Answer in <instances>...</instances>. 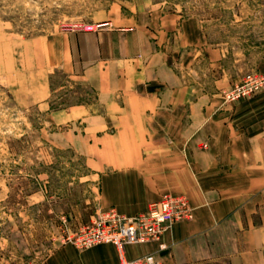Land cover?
Returning a JSON list of instances; mask_svg holds the SVG:
<instances>
[{
	"label": "crops",
	"instance_id": "0c3cea01",
	"mask_svg": "<svg viewBox=\"0 0 264 264\" xmlns=\"http://www.w3.org/2000/svg\"><path fill=\"white\" fill-rule=\"evenodd\" d=\"M151 7L119 17L124 27L55 40L51 66L38 46L39 102L49 103L46 75L57 70L95 93L90 107L51 116L69 126L60 144L75 139L96 169L105 208L133 216L165 194L189 198L194 217L166 230L168 248L132 244L128 259L154 252L163 264H264V96L228 104L195 94L178 65L201 53L220 62L225 54L206 47L199 21ZM51 264H120V254L111 243L65 246Z\"/></svg>",
	"mask_w": 264,
	"mask_h": 264
},
{
	"label": "rangeland",
	"instance_id": "374dc122",
	"mask_svg": "<svg viewBox=\"0 0 264 264\" xmlns=\"http://www.w3.org/2000/svg\"><path fill=\"white\" fill-rule=\"evenodd\" d=\"M149 6L199 21L206 47L225 54L220 62L201 53L178 65L195 94H217L228 104L264 96L263 88L234 101L225 97L246 74L264 75V0H0V264H51L65 246L88 249L71 238L105 209L96 169L75 139L60 144L69 126L51 116L76 104L90 107L95 93L57 70L46 75L48 105L39 102L37 47L51 66L55 40L124 27L119 17Z\"/></svg>",
	"mask_w": 264,
	"mask_h": 264
},
{
	"label": "built area",
	"instance_id": "2783aa9c",
	"mask_svg": "<svg viewBox=\"0 0 264 264\" xmlns=\"http://www.w3.org/2000/svg\"><path fill=\"white\" fill-rule=\"evenodd\" d=\"M264 88V75L251 72L232 89L226 91L228 101L252 96ZM194 208L185 195L165 194L149 204L146 211L133 216L121 213L116 208L100 209L98 215L83 226L74 236V243L80 248L99 244H114L120 254V264H163L156 253H147L128 259L129 245L158 242L161 250L168 246L162 242L166 230L177 222L191 220Z\"/></svg>",
	"mask_w": 264,
	"mask_h": 264
}]
</instances>
